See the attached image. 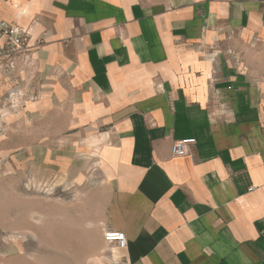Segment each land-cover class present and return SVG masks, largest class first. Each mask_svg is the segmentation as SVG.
<instances>
[{
  "label": "crops",
  "instance_id": "0c3cea01",
  "mask_svg": "<svg viewBox=\"0 0 264 264\" xmlns=\"http://www.w3.org/2000/svg\"><path fill=\"white\" fill-rule=\"evenodd\" d=\"M0 20L42 40L0 68V113L89 141L96 220L128 239L111 264H264V0H0Z\"/></svg>",
  "mask_w": 264,
  "mask_h": 264
},
{
  "label": "rangeland",
  "instance_id": "374dc122",
  "mask_svg": "<svg viewBox=\"0 0 264 264\" xmlns=\"http://www.w3.org/2000/svg\"><path fill=\"white\" fill-rule=\"evenodd\" d=\"M28 115L0 113V264H111L114 246L96 220L105 182L94 148L42 132Z\"/></svg>",
  "mask_w": 264,
  "mask_h": 264
},
{
  "label": "built area",
  "instance_id": "2783aa9c",
  "mask_svg": "<svg viewBox=\"0 0 264 264\" xmlns=\"http://www.w3.org/2000/svg\"><path fill=\"white\" fill-rule=\"evenodd\" d=\"M31 29L0 20V68L5 70L13 68L18 58L27 59L34 48L42 44V40L32 43ZM196 143V138L186 137L178 139L172 147V155L184 156L189 148ZM104 240L107 244L118 248H126L128 239L123 231L108 229L104 231Z\"/></svg>",
  "mask_w": 264,
  "mask_h": 264
}]
</instances>
